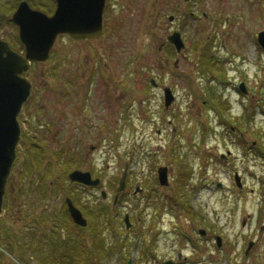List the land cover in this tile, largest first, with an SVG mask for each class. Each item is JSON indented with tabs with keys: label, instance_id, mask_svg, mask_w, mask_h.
Returning a JSON list of instances; mask_svg holds the SVG:
<instances>
[{
	"label": "rangeland",
	"instance_id": "374dc122",
	"mask_svg": "<svg viewBox=\"0 0 264 264\" xmlns=\"http://www.w3.org/2000/svg\"><path fill=\"white\" fill-rule=\"evenodd\" d=\"M19 1L0 0V37L12 45L18 42L17 30L6 20ZM53 10L43 13L51 15ZM169 16L174 17L172 24ZM102 23V34L95 40L76 44L66 35L57 37L48 61L30 69V95L17 116L16 159L0 215V225L16 233L23 258L0 244V264H35V254L27 250L29 242L24 238L27 227L37 216H62V199L69 197L68 174L73 170L89 171L100 181V186L89 188L73 183V190L80 211L95 205L106 209L102 236L106 248L113 246L106 264H158L166 258L179 264H264V228L258 231L264 226V51L256 43L258 33L264 31V0H106ZM171 31L180 33L184 42L178 54L165 42ZM205 53L212 57L208 68L201 60ZM72 75L81 84L94 79L88 88V112L83 115L77 108L83 89L76 96L69 94ZM100 75L114 77L101 93L96 90ZM128 75L137 77L130 81ZM151 77L174 96L166 110L162 92L149 85ZM143 86L147 89L138 92ZM210 92L225 100L223 116L206 105ZM23 135L37 138L46 151L43 166L20 179L18 173L31 152L28 142L21 140ZM249 147L260 154L248 153ZM70 152L74 159L67 170L63 163L69 162ZM184 164L191 168L187 177ZM44 166H49L47 175ZM125 167L131 186L127 194L125 187L116 190ZM159 167L167 170V186L158 183ZM38 175H46L43 181L57 194L43 201L34 190L41 184ZM234 175L245 185L243 192L233 190ZM176 179L185 185L181 191ZM210 181L221 188L213 189ZM56 186L64 188V196ZM174 197L180 200L176 205L170 203ZM183 202L191 216L183 212ZM168 203L171 214L162 209ZM193 209L199 221L195 227H209L220 237V248L213 239L196 240L193 248L170 233L176 230L169 225L170 218L179 217L178 224L190 230ZM110 222L113 227H108ZM49 225L37 230V240ZM85 239L92 243L88 235ZM3 240L10 249L16 245L14 240ZM249 241L253 246L244 254Z\"/></svg>",
	"mask_w": 264,
	"mask_h": 264
},
{
	"label": "water",
	"instance_id": "95a60500",
	"mask_svg": "<svg viewBox=\"0 0 264 264\" xmlns=\"http://www.w3.org/2000/svg\"><path fill=\"white\" fill-rule=\"evenodd\" d=\"M182 1L188 2L189 0ZM54 3L55 8L51 16L32 9L25 0L17 4L9 20L17 27L18 41L24 48L23 54L13 51L7 42L0 39V215L7 177L16 159V147L20 135L17 116L29 97L31 89L30 81L21 75L29 70L32 62L48 61L49 51L58 36L67 35L74 41H86L98 38L102 34L105 0H54ZM173 19V16L168 17L169 22ZM166 42L173 46L177 54L184 48L178 32L167 36ZM256 43L264 51V31L258 33ZM151 83L154 84L153 81ZM238 89L243 94L245 93L242 84ZM163 99L165 108H168L174 101L169 88L163 89ZM126 173L127 168L125 167L118 181L117 192H121L125 187ZM68 179L70 182L90 187H96L100 182L97 178L92 179L89 172L79 170L70 172ZM167 179L166 168L159 167L157 169L159 185L167 186ZM235 183L239 186L237 176H235ZM100 196L102 200H105L104 191H101ZM116 198L117 196L113 203ZM64 204L71 221L78 227H86L85 218L69 197L64 198ZM124 224L126 228L130 225L128 215L124 218ZM216 242L219 246L220 238H216ZM252 246L253 242L247 244L245 254Z\"/></svg>",
	"mask_w": 264,
	"mask_h": 264
},
{
	"label": "trees",
	"instance_id": "16d2710c",
	"mask_svg": "<svg viewBox=\"0 0 264 264\" xmlns=\"http://www.w3.org/2000/svg\"><path fill=\"white\" fill-rule=\"evenodd\" d=\"M17 1L19 0H14V2H17ZM25 1L30 5V7L36 8L43 12L47 11L49 13L55 7L54 0H45V2L50 4V8L47 7V5L44 4L43 3L44 1L42 0H25ZM0 22H3L2 15H0ZM6 22L12 25L9 19L6 20ZM17 45H19L20 48H22L18 42H17ZM167 46H169L168 43H167ZM201 60H202V63H204V67L206 68L211 67L212 57L211 55H209V53L203 54L201 57ZM205 103L211 108H214L215 110H217L220 116H223L222 111L224 110L225 100H222L220 95L216 96L212 92L208 93V98H205ZM22 138L28 142L29 149L31 150V152L29 155L30 159H28L29 157H27L26 164H23V166H21L22 170L19 171L18 173V176L20 179H22L24 175L27 173L31 174L32 172L34 173L35 171H37L40 168L39 166L40 164H42L43 166V163H44L43 154L46 151L45 146L36 142L37 138H34V139L27 138L25 137V135L21 136V140ZM67 154H69V158H68L69 162L67 161V159H64L63 164L65 165L67 170H70V167L66 165H68L69 163L71 166L70 159L73 161L74 156L71 152ZM55 155L58 158V163H59L60 161L59 154L55 152ZM48 165L54 168L53 164H52L53 166L51 165V163H49ZM44 168H45L44 174L46 173L47 175L49 166H44ZM185 168H186L185 174L187 177L190 173L189 171L191 168H188V166L186 165H185ZM46 175L45 176L38 175L37 178H39L41 184L39 187L37 186L34 187L35 192L38 193L37 194L38 196H41L43 201L47 197L56 193V191L50 192L51 187H49L46 184L47 180L46 182L43 181ZM181 178L183 179V173L181 174ZM176 182H177V185H176L177 191H181L184 188L183 186L185 185L181 184L182 183L181 180L176 179ZM67 184L72 187L69 190L70 192H67V194L70 200L72 201L73 205L78 206L79 204L76 198L78 194L74 192L73 190L75 185H73V183H70V184L67 183ZM52 186L55 187V184H52ZM76 186H82V185L76 184ZM57 189H58V193H60L61 196H64L63 195L65 194L64 188L57 187ZM18 191L20 192V190ZM5 198L6 197H4L3 200H5ZM174 198L175 199L172 200L173 203L172 202L170 203L173 205H176L175 203L180 202V200L178 199L179 197H174ZM61 209H62V216L60 217H57L55 215L53 217L49 215L48 216L47 215L37 216L33 219L32 223H30L29 226L27 227L28 233H26V236L24 238L29 242V246L27 250L32 249L35 254V264H106L104 262V259L106 258V256L107 257L112 256L113 246L106 248L105 240H104V237L102 236L103 229L105 228V225H106L105 218H104L105 208H100V207L98 208L95 205L94 207H91V208L87 207L86 212L81 211L83 217L87 218L86 219L87 225L85 228L78 227L71 221L63 199H62ZM25 219L26 217L24 218L23 221H25ZM48 223L51 224L49 225L48 230L46 229L45 231H43L40 241L37 240L39 229L44 228L45 226H48ZM110 226L113 227L111 222L108 223V227ZM22 231L24 230L22 229ZM87 235L92 239V243L88 244L86 242L85 237ZM3 239L7 241L14 240V243L18 244L17 235L14 232V230H12V228L10 227H4L3 225H0V244L1 246H5L6 250L9 253L16 254L19 259L23 258V253H22L23 249L20 245L17 246L16 244L15 247H11L10 249L9 247H7V244L4 242ZM12 248L14 250H12ZM16 249L18 252H14Z\"/></svg>",
	"mask_w": 264,
	"mask_h": 264
},
{
	"label": "flooded vegetation",
	"instance_id": "af4514ba",
	"mask_svg": "<svg viewBox=\"0 0 264 264\" xmlns=\"http://www.w3.org/2000/svg\"><path fill=\"white\" fill-rule=\"evenodd\" d=\"M106 1V0H105ZM172 1H181V2H184V1H182V0H172ZM190 1V0H189ZM188 1V2H189ZM184 3H187V2H184ZM48 16H51V15H48ZM174 21V20H173ZM173 21L172 22H170V24H172L173 23ZM103 24V23H102ZM16 27V26H15ZM17 28V27H16ZM102 30H103V26H102ZM173 32H176V31H171L169 34H171V33H173ZM167 36H169V35H167ZM167 36H166V38H167ZM59 37V36H58ZM0 39L1 40H3V41H5V42H7L8 43V45H9V47L13 50V51H15V52H17L18 54H23L24 53V48H23V46L19 43V41H18V35H17V41H18V43L21 45V47L22 48H20V46L19 45H12V44H10L8 41H6V40H4L3 38H1L0 37ZM57 39V38H56ZM95 39H97V38H95ZM95 39H90V40H95ZM72 40V39H71ZM86 41H89V40H86ZM72 42H75L76 44H77V42H85V41H74V40H72ZM166 42V41H165ZM167 43V42H166ZM54 44H55V42H54ZM169 44V46H171L172 47V49H173V46L170 44V43H168ZM54 46V45H53ZM170 47V48H171ZM53 48V47H52ZM52 48H51V50L49 51V56L51 55V51H52ZM171 51V50H170ZM173 51H174V49H173ZM172 52V51H171ZM171 54V53H170ZM166 57V56H165ZM166 58H168V57H166ZM175 62V61H174ZM38 64H43V63H35V62H32L31 64H30V69H31V67H34V66H37ZM164 65L167 67L168 65H169V63H168V61H167V59H165V61H164ZM173 65H174V67H176V64L175 63H173ZM30 69L26 72V73H24V74H22L21 76L22 77H26V78H28V75H30L31 74V72H30ZM76 77V78H75ZM77 77L78 76H75V75H72L71 77H70V79H68L69 81V83H70V85L71 86H69L70 88H71V93L69 92V94H72V95H77L78 93H79V90L80 89H83V96H82V101L81 102H78L77 101V108L79 109V111H81V114L83 115V114H85V113H87L88 111H87V106H88V97H90L91 98V93L88 91V88H89V86H90V84L91 83H94V79H93V77H90L84 84H81L80 83V81L81 80H78L77 79ZM133 77H137V76H135V75H128L126 78H130V81L132 80H134L133 79ZM79 78V77H78ZM81 78H83V77H81ZM104 78H106V79H104ZM100 79H102V80H100ZM100 79H98L97 81H96V86H97V91H100V93H101V89H102V86L105 88V89H107L108 87H109V84L108 83H113V79H114V77L112 76V75H105V76H101L100 75ZM104 79V80H103ZM138 79V78H137ZM30 81V80H29ZM151 81H153L154 82V84H152L151 83ZM31 82V81H30ZM148 82H149V85L152 87V89H155V90H157V91H161L162 92V94H163V89L165 88L164 86H162V85H159L157 82H156V80H155V78H150L149 80H148ZM91 86H93L94 87V84H92ZM112 87H113V89L114 88H117L115 85H113L112 84ZM144 87V88H143ZM143 87H141V88H137V90H138V92H141V90L142 91H145L146 89H147V87L146 86H143ZM143 88V89H142ZM87 89V90H86ZM118 89V88H117ZM104 95L105 96H107V99H109V97H110V95H109V93L107 92V91H104ZM73 98H75V101H76V97H73ZM116 101V100H115ZM164 101V100H163ZM151 102V98L147 101V102H145L146 104L147 103H150ZM141 103V102H140ZM139 103V104H140ZM79 104L81 105V106H79ZM110 104V103H109ZM110 106L112 107V105L110 104ZM115 106H116V102L114 103V106L112 107V108H114V110H115ZM165 108V107H164ZM167 108H165V110H166ZM150 119V116H148V120ZM230 131V133H233V130H234V128L233 127H230V129H229ZM253 148H251V147H249L247 150L248 151H250V152H248V153H251V154H253V155H257V154H260V153H258L259 152V150L258 149H253ZM222 157V155H220V159H225V158H227V157H224V158H221ZM225 162V161H224ZM205 169H206V166H205ZM233 178V177H232ZM128 178H126L125 179V189H124V191H123V193H125V194H127V190L131 187L130 186V184H129V182H128V180H127ZM233 180H234V184H235V186H234V189L233 190H235V189H237V190H240L241 192H243V190L245 189V185H243L242 183H241V181H239V186H237L236 185V183H235V175H234V178H233ZM209 185H210V187H212L213 189H219V188H221V186H220V184H218L217 182H215V181H210V183H209ZM263 186H264V184H263ZM207 187V186H206ZM118 197H119V195H118ZM117 201H118V198L116 199ZM114 201V200H113ZM164 205V207L162 208V209H164V211H166V210H168V211H170L169 213L171 214V212L173 211V208H172V206L168 203V204H163ZM174 207V206H173ZM181 207H182V209H185L186 211H183V212H186L187 213V215H190L191 216V213H190V211L188 210V207H187V203H185V202H183L182 204H181ZM193 211L194 212H192V216L194 217L191 221H189V223L191 224V227H190V230L189 229H187V228H185V226L183 225V226H180L179 224H178V222H180L178 219H179V217H177L178 216V214L177 215H175L177 218H170L169 220H168V222L170 223L169 225L171 226H173V228L174 229H176L175 231L173 230V231H171L170 233L172 234V235H174V236H178V237H180L181 239H182V241H184L186 244L187 243H189V244H191L192 246H193V248H197L196 246H197V242H196V240H198V241H205V240H208V239H213V240H215V242H216V238H220L218 235H213L212 233H211V230H210V228L209 227H207V228H198V227H195V222H199L198 220H195V219H197L198 218V215H197V213H196V210H194L193 209ZM174 213V212H173ZM175 214V213H174ZM202 216V215H201ZM203 217V216H202ZM202 217H200L199 218V220L200 219H202ZM153 222H156L155 220H152ZM163 221L161 220L160 221V223H162ZM159 224V223H158ZM131 226V225H130ZM130 226H129V228H130ZM129 228H126V229H129ZM264 228V226H262V225H260L259 227H258V231H260V230H262ZM209 231V232H208ZM157 233L159 234L160 233V231H158V232H156V235H157ZM122 239H123V236H122ZM86 242L89 244V242L86 240ZM249 243V242H248ZM247 243V244H248ZM255 243H256V241H255ZM247 244H246V246H247ZM154 247H155V244L153 245ZM254 246H255V244H254ZM216 247L217 248H220V245L219 246H217L216 245ZM244 254H245V250H244ZM158 264H179L177 261H174V260H170L169 258H166V259H163V260H161Z\"/></svg>",
	"mask_w": 264,
	"mask_h": 264
}]
</instances>
